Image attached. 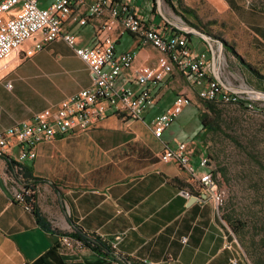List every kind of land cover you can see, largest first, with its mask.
<instances>
[{
  "label": "crops",
  "instance_id": "crops-1",
  "mask_svg": "<svg viewBox=\"0 0 264 264\" xmlns=\"http://www.w3.org/2000/svg\"><path fill=\"white\" fill-rule=\"evenodd\" d=\"M52 1L41 3L48 6ZM130 1L138 15L157 26L162 35L177 27L158 10L152 14L148 0ZM83 11L77 15L84 16ZM103 23H110L108 8L85 25L76 26V45H88L107 35L115 40L117 53L133 50V66L120 74L117 84L129 82L138 89L129 78L130 71L155 65L158 53L139 45L131 33L120 34L116 24L101 32ZM70 25L72 22L66 21L65 27ZM196 37L204 45L203 39ZM39 39L36 35L25 40L0 60V133L92 83L88 65L64 40H53L26 55ZM168 57L163 54V65L172 69ZM177 67L151 86L155 104L143 114V120L108 112L86 130L41 142L35 158L23 162L37 180L34 204L51 230H72L70 218L83 230L110 240L119 254L144 264H232L237 246L230 243L227 226L213 200L203 196L200 185L185 169L159 159L164 145L174 148L178 142L189 141L180 138L172 145L164 137L167 128L157 138L149 127L153 116L168 108L176 95L185 94L191 104L197 98V86L187 75L192 84H185L183 72L175 71L181 70ZM209 74L215 78L212 70ZM197 92L201 96L199 87ZM139 144L141 151L130 148ZM18 151L11 144L4 152L16 160ZM150 155L155 158L148 159ZM130 156L134 158L131 163L126 161ZM192 162L199 174L204 171L194 155ZM105 167H117L124 175L103 180L98 175ZM13 176L7 160L0 156V264H119L75 240L63 246L58 234L43 228L33 211L14 198L19 183ZM174 178L179 182H173ZM193 196L196 199H191Z\"/></svg>",
  "mask_w": 264,
  "mask_h": 264
},
{
  "label": "built area",
  "instance_id": "built-area-1",
  "mask_svg": "<svg viewBox=\"0 0 264 264\" xmlns=\"http://www.w3.org/2000/svg\"><path fill=\"white\" fill-rule=\"evenodd\" d=\"M130 0H53L50 5L43 7L41 0H0V60L16 50L21 44L35 36L40 39L34 44L39 50L43 44L61 38L73 47L75 54L87 63L93 75L92 83L61 100L57 105L43 109L32 117L17 122L0 133V150L11 144L18 147V160L35 157L39 143L56 137L68 135L74 131H83L94 124L108 112L124 114L134 120H143V114L155 104L152 85L162 81L170 75L171 67H164L163 52H171L174 63L181 64V70L198 86L205 96H215V100L225 103V95L219 83L209 77L207 73V53L194 52L187 44L184 34L175 29L168 36H164L159 29L146 25L136 10H131ZM20 4L18 9L15 7ZM108 8L110 23H103V32L109 25L116 24L120 34L130 32L134 34L139 45H148L159 53L155 65H141L130 71L129 78L135 80L138 89L131 83L117 84V78L125 70H131L135 59L133 50L117 53L115 40L110 36L96 37L88 45L76 46L74 30L87 22L88 18L101 16ZM86 11L85 16H78L79 10ZM13 12L12 14L10 12ZM111 12H118V20H111ZM72 25L65 27L66 21ZM34 49H29L30 55ZM7 86H11L7 83ZM239 96V95H236ZM188 101L183 95H177L171 106L151 119L150 130L159 138L163 131L170 126L175 117L181 112ZM164 162L173 161L183 167L197 181L203 192L213 199L216 208L222 202V192L218 189L213 174L207 170L197 173V169L190 163L187 147L184 142H178L175 148L166 146L159 155ZM208 158L202 157L199 167H207ZM33 190L21 185L14 192V198L31 209ZM188 194V193H186ZM32 198V197H31ZM235 241L234 237L232 238ZM63 246L68 247L72 239L62 236ZM240 257H234L232 264L243 261L252 264L241 251Z\"/></svg>",
  "mask_w": 264,
  "mask_h": 264
},
{
  "label": "rangeland",
  "instance_id": "rangeland-1",
  "mask_svg": "<svg viewBox=\"0 0 264 264\" xmlns=\"http://www.w3.org/2000/svg\"><path fill=\"white\" fill-rule=\"evenodd\" d=\"M148 2L151 4L150 7L153 12L151 13L157 14L156 0H148ZM159 2L161 14L177 26L173 27L170 32L175 29L178 33L184 34L192 51L207 53L206 70L209 77H211L209 71L212 70L210 66L212 46L216 58V68L225 84L236 88L255 89L264 92V0H181L180 4L177 0H171V2L159 0ZM130 8L131 10L134 9L131 4ZM83 12L86 13L85 10ZM136 12L138 11L136 10ZM143 21L146 25L155 26L153 23L145 22L144 19ZM191 28L205 33L209 36V40L191 31ZM183 31L191 35L188 36ZM132 35L134 36V34ZM196 36L203 39L204 45L198 41ZM125 37L128 35L126 34ZM189 37H191L190 43H188ZM201 48L204 49L201 50ZM163 54L169 56L168 64L172 65L171 71H173V67L177 66L172 61L171 55L165 52ZM247 65L255 69L259 75L252 73ZM176 70L183 72L179 69ZM183 74L184 83L192 84L184 72ZM213 79L219 83L223 91L239 95L240 99L248 100L247 107L239 104L240 99L237 103L205 100L204 97V99L202 98V92L201 96H198L197 86V98L193 100V104L186 103L183 105L181 112L167 127L164 137L172 145L180 138L188 140L189 142L184 141V143L192 165H194L192 162L193 155L198 158L197 163L204 156L208 158L207 167L200 168L210 173L213 172L217 187L223 195L217 211L221 217L230 215L232 223L238 231V233L234 231L228 221L223 219L227 226V236L231 241L230 243L237 246L235 257H240V251L241 254L244 252L250 263L255 264L253 258L247 255L248 251L252 253L254 258L264 260V99L261 97L251 98L247 94L231 92L224 88L216 78ZM181 95L188 101L185 94ZM202 115H206L205 123L212 124L213 129L205 127L206 125L201 126ZM140 146L139 144L130 146V148L137 147L136 149L141 151ZM166 146L169 145H164L163 149ZM130 148L128 149L130 150ZM5 149L1 151L4 152ZM153 158H155L153 155L148 157V159ZM25 160L19 161L17 158L14 161L23 164ZM133 160L134 158L130 156L126 161L131 163ZM195 168L197 169V167ZM198 172L200 171L198 170ZM123 175L117 167L109 169L105 167L99 169L98 177L103 180H113ZM14 179L19 183V188L24 185L15 177ZM233 237L234 242L232 241ZM239 263L244 264L243 261Z\"/></svg>",
  "mask_w": 264,
  "mask_h": 264
},
{
  "label": "trees",
  "instance_id": "trees-1",
  "mask_svg": "<svg viewBox=\"0 0 264 264\" xmlns=\"http://www.w3.org/2000/svg\"><path fill=\"white\" fill-rule=\"evenodd\" d=\"M165 1L171 2V0H165ZM177 2L180 4L181 0H177ZM188 36H190V34H188ZM250 70L255 75H259V73L255 69L250 68ZM239 99L237 101L231 102V103H237L239 101ZM205 100H207V99H205ZM210 101H215V100H210ZM225 103H227V102H225ZM248 103H249V101L245 100V99H240V101H239V104L242 105L243 107H247ZM205 117H206V115L205 116L202 115V118L200 120L201 126L206 125L205 127L209 128V129H213V125L212 124H206L205 123ZM7 162H8V165H9L10 169L12 170V174L14 175V177L18 181L23 183L25 186L30 187L31 190L34 191L33 194H31L32 198L30 196H28V198H27L28 200L32 199L31 200V208H32L31 210L33 211V213H34L37 221L39 222V224L43 228H45L47 230H51V228L48 225L47 221L45 220V218L40 213L39 209L34 204V194L36 192V188H35L36 180L32 176L31 167L29 165H26V164H19V163L15 162L12 159L7 160ZM172 181L175 182V183L179 182V180L176 179V178H174ZM222 218L226 219V221H228V223L231 225L233 230L238 233V231L236 229V226L232 223V218H231L230 215H225ZM51 231L55 232L60 237L67 236V237H69L72 240L80 242L81 246L89 248L90 250L96 252L97 254L105 257L106 259H108L110 261H115V262H118L119 264H144V263L136 261V260H134V259H132V258H130L128 256H125V255L123 256L122 254H120L121 258L123 260V262H121L115 256L114 253L116 252V250L113 247V245L110 242V240H108L106 238H103V237L99 236L98 234H96L94 232H87V231L83 230V228L80 227V226H78V229H73V230H70V231H61V230H57V229H53ZM247 255H249L250 257L253 258V263H255V264H264V260H262L260 258H254V256L252 255L251 252L248 251Z\"/></svg>",
  "mask_w": 264,
  "mask_h": 264
},
{
  "label": "water",
  "instance_id": "water-1",
  "mask_svg": "<svg viewBox=\"0 0 264 264\" xmlns=\"http://www.w3.org/2000/svg\"><path fill=\"white\" fill-rule=\"evenodd\" d=\"M156 4H157V8H158V11L161 13V8H160V2L159 0H156ZM191 31L193 32H196L198 35H200L201 37L209 40V36L206 35L205 33L201 32V31H198L194 28H191ZM211 57H210V60H211V63H210V66H211V69L213 71V73L215 74V78L223 85L224 88H226L227 90L231 91V92H234V93H243V94H247L249 95L251 98H259L261 97L262 99H264V92H261V91H258V90H255V89H247V88H236V87H232V86H228L227 84H225L223 82V80L220 78L219 76V73H218V70L216 68V58H215V53L212 49V46H211ZM0 156L9 160L11 159L7 154H5L3 151L0 150ZM52 185L54 186V184L52 183ZM203 196L205 197L206 194L204 193ZM191 199H196L195 196L191 197ZM69 223L72 227V229H78V225L75 224L70 218H69ZM115 256L121 261L123 262L122 258H121V255L118 253V252H115L114 253Z\"/></svg>",
  "mask_w": 264,
  "mask_h": 264
},
{
  "label": "bare ground",
  "instance_id": "bare-ground-1",
  "mask_svg": "<svg viewBox=\"0 0 264 264\" xmlns=\"http://www.w3.org/2000/svg\"><path fill=\"white\" fill-rule=\"evenodd\" d=\"M111 20H118V12H111ZM164 53V52H163ZM167 54H172L171 52H165ZM219 60V59H218ZM174 62V60H173ZM176 65L181 69V64L180 63H176ZM164 67H169L168 65L164 66ZM200 90V89H199ZM201 92V91H200ZM203 93V92H202ZM205 99L207 100H215V96H205V93L203 94V96ZM240 98V96H236V95H225V102H235Z\"/></svg>",
  "mask_w": 264,
  "mask_h": 264
}]
</instances>
